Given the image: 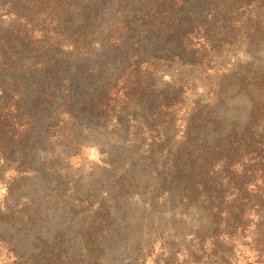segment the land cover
I'll return each mask as SVG.
<instances>
[{
    "label": "rangeland",
    "instance_id": "rangeland-1",
    "mask_svg": "<svg viewBox=\"0 0 264 264\" xmlns=\"http://www.w3.org/2000/svg\"><path fill=\"white\" fill-rule=\"evenodd\" d=\"M3 8L0 1V29ZM116 42L63 69L64 76L34 65L0 66L7 127L0 129V264H264V221L253 210L238 244L219 227L239 209L232 204L236 186L227 187L225 202L196 186L199 159L215 153L218 139L241 136L255 121L257 98L247 84L264 75V42L233 50L216 84L173 47L156 45L155 54L169 61L161 59L151 88L179 91L175 125H156L154 108L138 99L108 119L85 107L88 97L123 79L125 48ZM15 103L17 110L10 107ZM191 104L206 107V119L181 142ZM261 120L253 128L264 133ZM255 211L264 216L259 205Z\"/></svg>",
    "mask_w": 264,
    "mask_h": 264
},
{
    "label": "trees",
    "instance_id": "trees-1",
    "mask_svg": "<svg viewBox=\"0 0 264 264\" xmlns=\"http://www.w3.org/2000/svg\"><path fill=\"white\" fill-rule=\"evenodd\" d=\"M0 1L5 18L0 29L1 67L17 69L34 65L38 71L56 69L64 76L67 71L63 69L93 58L96 52H101L105 42L117 40V45L124 46L126 68L120 84L84 101L86 108L101 116L104 114L106 119L118 115L121 104L138 99L154 108L156 125L166 121L175 125L179 121L178 110L183 106L178 100L179 91L169 86L153 93L151 88L157 81L161 59H164L154 51L162 45L173 47L179 59L198 69L202 76L212 77L211 84H216L228 70V57L233 50L241 43L264 42V21L252 23L255 16L264 13V0ZM168 61L164 59L163 65ZM247 85L257 98L255 121L241 136L216 141L215 153L199 159L203 164L197 172L200 180L196 183L198 188L209 193L213 202H225L227 187L236 186L238 195H234L237 199L232 204L239 209L236 215L219 225L222 234L235 244L247 225V213L253 210L255 217L264 221L261 212L255 211L258 205L264 208V133L253 128L264 118V75L257 77L255 74ZM16 104L10 107L19 109ZM205 108L191 104L185 110L181 142L191 138L195 122L206 119ZM2 118L1 109L0 129L7 128ZM261 123L264 124L263 119ZM156 139L159 144L165 143L160 134ZM216 165L221 168L214 173L210 168L215 169ZM230 210L231 205L223 213L229 216ZM225 228H232V232H226ZM260 245L255 243L251 247L262 252Z\"/></svg>",
    "mask_w": 264,
    "mask_h": 264
}]
</instances>
